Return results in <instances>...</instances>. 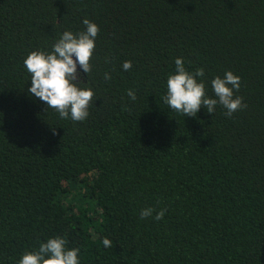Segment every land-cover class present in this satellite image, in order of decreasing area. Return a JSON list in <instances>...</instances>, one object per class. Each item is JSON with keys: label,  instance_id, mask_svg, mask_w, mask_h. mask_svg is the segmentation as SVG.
<instances>
[{"label": "trees", "instance_id": "obj_1", "mask_svg": "<svg viewBox=\"0 0 264 264\" xmlns=\"http://www.w3.org/2000/svg\"><path fill=\"white\" fill-rule=\"evenodd\" d=\"M84 19L95 95L73 122L28 93L23 61ZM178 57L210 96L239 76L245 107L170 110ZM54 236L81 264H264V0H0V264Z\"/></svg>", "mask_w": 264, "mask_h": 264}, {"label": "clouds", "instance_id": "obj_2", "mask_svg": "<svg viewBox=\"0 0 264 264\" xmlns=\"http://www.w3.org/2000/svg\"><path fill=\"white\" fill-rule=\"evenodd\" d=\"M84 29L78 32L64 30L51 46L50 51L38 50L30 52L23 64L30 75L31 87L27 89L41 102L46 103L49 110L58 113L61 119L83 122L89 116V106L94 99V90L80 79L79 69L89 75L90 60L96 48L99 26L84 19ZM174 70L166 79V93L163 103L172 111L185 117H195L202 109L209 114L215 113L218 107L231 116L245 107L243 98L237 96L240 77L228 71L223 77L216 76L210 81L212 95L207 92L204 68L194 72L186 67L183 58L174 60ZM123 71L132 68L131 61L122 64ZM110 80L109 73L104 74ZM131 101L136 100L135 93L127 92ZM164 209L156 211L148 207L140 211L141 219L152 217L156 221L163 219ZM105 248L111 247L112 241L105 237L102 240ZM81 249L69 248L68 240L62 236L47 238L39 247L21 255L18 264H81Z\"/></svg>", "mask_w": 264, "mask_h": 264}, {"label": "water", "instance_id": "obj_3", "mask_svg": "<svg viewBox=\"0 0 264 264\" xmlns=\"http://www.w3.org/2000/svg\"><path fill=\"white\" fill-rule=\"evenodd\" d=\"M78 72L83 73V72L79 69V66H78Z\"/></svg>", "mask_w": 264, "mask_h": 264}]
</instances>
